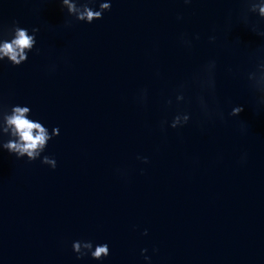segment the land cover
<instances>
[{
	"label": "water",
	"instance_id": "obj_1",
	"mask_svg": "<svg viewBox=\"0 0 264 264\" xmlns=\"http://www.w3.org/2000/svg\"><path fill=\"white\" fill-rule=\"evenodd\" d=\"M248 7L112 0L102 20L87 24L59 0H0L3 38L12 21L30 35L41 28L40 55L29 53L19 68L0 63V97L29 106L50 133L60 130L42 154L56 159L55 170L0 150V264H147L143 249L151 264H264V109L246 80L264 38L239 21L259 18ZM211 59L219 107L226 115L232 105L245 109L227 122L202 115L195 85L176 102L179 86ZM142 89L146 104L137 101ZM181 111L190 123L161 131ZM77 240L107 243L110 255L79 260Z\"/></svg>",
	"mask_w": 264,
	"mask_h": 264
},
{
	"label": "clouds",
	"instance_id": "obj_2",
	"mask_svg": "<svg viewBox=\"0 0 264 264\" xmlns=\"http://www.w3.org/2000/svg\"><path fill=\"white\" fill-rule=\"evenodd\" d=\"M60 4L67 7L69 14L74 15L76 21L92 24L95 21L102 20L104 13L112 10V0H99L98 9H94L88 4L78 7L73 0H59ZM98 2V0H97ZM249 7L247 12L258 13L259 18H253L247 14H242L238 19L255 35L264 38V0H243ZM185 5H191L193 0H183ZM183 20L182 16L177 17ZM231 16H229V23ZM65 27H72L71 21H65ZM4 25H0V63L7 61L13 67L19 68L29 60V53L35 50L37 55L41 54V50L37 48V35L40 33V27L31 29L32 35L29 34L27 28L21 27L19 21H12L9 25V36L3 38L2 30ZM215 32V29L213 30ZM195 40H199L200 36H194ZM218 37L210 35L208 41L215 45ZM182 45L188 49L193 47V38H189L186 34L180 37ZM249 60L252 63L251 69L246 73L248 87L255 97L257 110L264 109V47H260L251 52ZM56 65L49 66V72L56 70ZM231 71V69H229ZM216 72L217 61L209 60L199 72L195 73L191 81L185 82L179 86L176 93V102L183 103L185 101V92L195 85L199 88V95L196 97L199 109L207 120H220L227 122L229 118L240 117L244 112L243 105H232L231 111L225 114L223 109L219 107L216 99ZM209 98L212 103L210 104ZM148 99V90L142 89L137 95V101L140 104H146ZM165 104L171 107L173 101L166 99ZM215 104V107H213ZM32 111L29 106L22 104L6 105L0 97V150L7 151L10 155H14L17 159L27 158L29 162L40 160L43 165L50 167L52 170L57 168V161L54 157L42 155L48 147L50 141L60 136V130L55 127L49 132L44 124L35 119H31ZM191 120L188 112H177V114L169 122L162 120L160 122L161 131L166 132L168 127L179 130L186 127ZM246 126L241 122V131H245ZM137 159L143 164H149L147 157L137 156ZM247 154L241 157V163H246ZM143 235L147 236V230ZM72 250L76 254V258L82 260L91 257L97 261H103L110 255V249L107 243L94 244L91 240H77L72 243ZM158 251V250H156ZM147 249L142 250V255L147 264H151V258L146 255Z\"/></svg>",
	"mask_w": 264,
	"mask_h": 264
}]
</instances>
